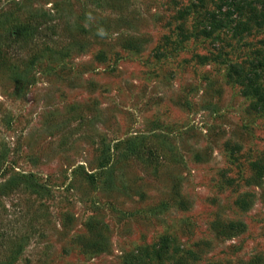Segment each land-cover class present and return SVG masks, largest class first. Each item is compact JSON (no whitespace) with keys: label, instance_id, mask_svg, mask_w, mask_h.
I'll list each match as a JSON object with an SVG mask.
<instances>
[{"label":"rangeland","instance_id":"rangeland-1","mask_svg":"<svg viewBox=\"0 0 264 264\" xmlns=\"http://www.w3.org/2000/svg\"><path fill=\"white\" fill-rule=\"evenodd\" d=\"M0 264H264V0H0Z\"/></svg>","mask_w":264,"mask_h":264}]
</instances>
